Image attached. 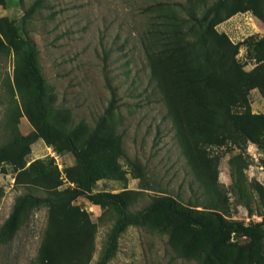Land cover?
Segmentation results:
<instances>
[{
  "label": "rangeland",
  "instance_id": "rangeland-1",
  "mask_svg": "<svg viewBox=\"0 0 264 264\" xmlns=\"http://www.w3.org/2000/svg\"><path fill=\"white\" fill-rule=\"evenodd\" d=\"M217 1L0 0V37L13 41L15 26L37 46L52 117L81 137L105 118L95 191L123 193L132 212L169 195L228 222L259 224L212 250L222 237L217 226L188 225L163 209L128 226L108 264H264V0H229L219 15L194 21ZM187 42L195 50L175 51ZM23 64L22 51L0 54V143L14 122L23 134L34 129L19 91L27 86ZM25 161L0 162V231L20 196L46 195L17 182L27 167L58 177L59 189L79 185L68 174L74 154L50 135ZM117 219L85 196L53 212L26 206L0 241V264H53L47 256L61 242L64 256L54 264H97Z\"/></svg>",
  "mask_w": 264,
  "mask_h": 264
},
{
  "label": "trees",
  "instance_id": "trees-1",
  "mask_svg": "<svg viewBox=\"0 0 264 264\" xmlns=\"http://www.w3.org/2000/svg\"><path fill=\"white\" fill-rule=\"evenodd\" d=\"M229 0H218L216 4L209 7L202 18H196L194 21L204 22L209 19L210 13L219 15L220 10L227 4ZM37 5V4H36ZM220 19H212V26L216 25ZM15 34L14 40L6 42L0 37V54L8 52L11 49L22 51L24 57V83L26 88L19 85V91L23 97L24 111L34 126V129L28 133L23 134L18 130L16 123H13L15 129H12V135L9 140L0 143V162L11 161L19 168H24L26 156L31 152V146L39 138L50 135L58 142L59 148L62 151L72 152L75 156V164L68 169V174L71 178H77L79 185L75 188L59 189L62 182L56 177V180L49 174L40 173L33 174L31 171L34 165H31L19 173L17 182H28L36 184L45 189V196H37L34 194H25L20 196L13 211L6 220L2 230L0 231V241L7 239L16 229L18 218L22 210L26 206H46L51 211L58 209H65L68 203L85 196L95 203L106 204L112 207L118 213V219L114 224L109 234V242L104 252L100 256L97 264H108L115 256L118 249L119 237L123 231L130 225H143L152 215L160 212L163 209L169 210L172 214L179 217L188 225L197 226L201 229H208L212 226H217L221 231V238L213 243L212 250L228 243L233 233L252 235L256 232L259 224L244 226L240 223L228 222L224 216L212 209H197L179 203L173 196L165 195L155 197L152 202L145 208L132 212L127 204L124 194L121 192L111 191H95V185L99 178L104 175L103 166L98 162L99 158L96 154V146L100 145L106 138L101 134L102 125L105 123V118H102L96 124V128L91 130L85 137L78 134V128H69L68 125L58 116L52 117V109L47 100L48 86L46 78L43 75L39 52L35 42L28 37L20 35L19 31L13 26ZM201 45H204L201 41ZM214 45V46H213ZM212 47L225 49L227 46L218 43H213ZM236 47V46H235ZM184 48H196L195 42H187L185 46L178 47L175 51L183 50ZM201 49V48H200ZM229 49V47H228ZM202 50V49H201ZM211 48L204 49V53L209 54ZM20 84V83H19ZM31 94L32 97H28ZM27 98V100H26ZM52 114V115H51ZM264 123V115L260 116ZM26 179V180H25ZM60 217L56 222H67V219ZM55 223V222H54ZM66 225V224H65ZM92 231L86 236V246L91 250L92 246ZM59 243V242H58ZM62 242L53 248L54 254H48L51 263H55L57 258H63ZM92 257L90 252L89 258Z\"/></svg>",
  "mask_w": 264,
  "mask_h": 264
}]
</instances>
